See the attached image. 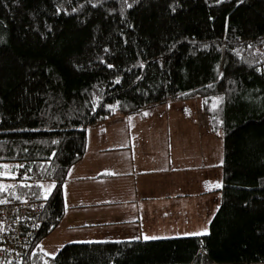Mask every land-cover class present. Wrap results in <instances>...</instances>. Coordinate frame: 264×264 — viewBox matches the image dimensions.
<instances>
[{
  "label": "trees",
  "instance_id": "trees-1",
  "mask_svg": "<svg viewBox=\"0 0 264 264\" xmlns=\"http://www.w3.org/2000/svg\"><path fill=\"white\" fill-rule=\"evenodd\" d=\"M190 99L223 136L207 234L68 242L46 255L88 127ZM1 163L15 176L0 177L12 186L0 199L44 202L21 264L264 261V0H0Z\"/></svg>",
  "mask_w": 264,
  "mask_h": 264
},
{
  "label": "crops",
  "instance_id": "crops-1",
  "mask_svg": "<svg viewBox=\"0 0 264 264\" xmlns=\"http://www.w3.org/2000/svg\"><path fill=\"white\" fill-rule=\"evenodd\" d=\"M189 101L157 106L159 111L162 107L166 112L171 109L174 125L170 134L160 133L157 123L154 132L147 135L145 128L140 135L141 123H146L141 117L146 116L134 113L117 114L88 127L85 154L71 167L63 184L62 220L68 232L84 231V234L78 231L76 238L81 237L77 239L80 241L70 242L144 239L163 232L170 234L190 227L189 220L201 215L204 209L211 212L218 207L220 187L215 185L222 184L223 136L209 131L200 102ZM178 123L184 128L177 127ZM206 148L208 152L197 167L184 157L189 154L193 161V152L199 149L202 154ZM194 168L196 174L192 175ZM179 169L184 174H179ZM188 182L201 189L193 196L213 193L214 201H208L209 205L204 202L203 209L201 202L198 205L189 202L192 195L182 187L184 184L187 187ZM174 207L182 211L176 213Z\"/></svg>",
  "mask_w": 264,
  "mask_h": 264
},
{
  "label": "rangeland",
  "instance_id": "rangeland-1",
  "mask_svg": "<svg viewBox=\"0 0 264 264\" xmlns=\"http://www.w3.org/2000/svg\"><path fill=\"white\" fill-rule=\"evenodd\" d=\"M191 101L189 102H192L193 100H197V99H190ZM199 102V100H197ZM197 101H194L197 103ZM171 102V101H169ZM185 102V101H184ZM176 104H183L182 102L178 101V102H175ZM160 106V105H158ZM171 106L169 105V108ZM195 107V105H194ZM158 108L157 106H154L150 109H146L145 112L148 113V115L146 117H141V115H139L141 117V120L142 119H146V123L141 125L140 126V135L144 134V131H145V128H146V133L147 135L151 134L152 132H154V128L157 126V123H160V133L162 134H166V132L168 134H170L172 132V127L174 125V118H172V115H171V109H169V111H165L164 107H162V111H159V109H156ZM185 110L182 112L184 114ZM172 119V120H171ZM171 120V121H170ZM194 124H195V127L198 126V124L196 123L195 121V118H194ZM177 127L179 128H184L180 127V124L178 123ZM178 133H180L177 129H175ZM174 131V129H173ZM208 149L209 148H206L204 150V152L201 154V151L198 149V150H195L193 152V155H192V158H193V161H191V155L188 154V157L184 156L187 160H189V163L193 162V166H199L201 164V162H203L204 160V155L206 153V151L208 152ZM220 158H222L223 160V148H222V145H221V155H220ZM178 164H186V162H177ZM9 165L10 168H9V172L10 174L9 175H6V176H0L2 178H9V177H14L15 176V165L13 163H1L0 165ZM187 167L189 165H186ZM0 171H3V169H0ZM179 174H184V171L182 169H179L177 171ZM196 174V170L194 168L193 172H192V175L193 174ZM3 184H7V181L6 180H2ZM194 183V181H193ZM193 183L191 182H188V185L186 187V185H182V187H184V190L186 191L187 194H195V193H199V191L201 190L200 188H197L196 185H193ZM54 182L53 181H45L43 183V191L45 192V194L49 193L50 191H47L49 186H53ZM52 189V187H51ZM218 196V195H216ZM192 198L188 199L189 202L196 204L197 205L199 204V202H201V206L200 208H205L206 205L204 204V202L209 205L210 202H213L214 201V198H215V195H213V193L209 196H206V195H202V196H198V195H192L191 196ZM210 201V202H208ZM219 202H220V199H219ZM218 208V207H217ZM217 208H213V210L211 212H209L206 209H204L203 213L198 216H194L195 218H192L191 220H189V226L188 228H182L180 230L177 229V231H173L171 232L170 234H166V232H163L162 234H160V236H155L157 238H166V237H180V236H189V235H193V233H198V232H204L205 230L208 232V225H209V222H210V219L212 217V215L215 213L216 209ZM189 209V208H188ZM174 210L176 211V213H179V210L182 211V208H177L175 209L174 207ZM78 229H76V231H72L71 232H68V229L66 227V223L64 220H62L59 225L57 226V228L49 235L47 236L44 240H42V242L40 243L41 245V250L48 256H52L54 255L58 250L59 248L63 245V243H67V242H70V241H80L82 238H76V236L78 235ZM84 231H79V234H84L83 233ZM83 237V236H82ZM77 239H80V240H77Z\"/></svg>",
  "mask_w": 264,
  "mask_h": 264
},
{
  "label": "built area",
  "instance_id": "built-area-1",
  "mask_svg": "<svg viewBox=\"0 0 264 264\" xmlns=\"http://www.w3.org/2000/svg\"><path fill=\"white\" fill-rule=\"evenodd\" d=\"M43 207L41 200L0 204V264H21L40 227Z\"/></svg>",
  "mask_w": 264,
  "mask_h": 264
},
{
  "label": "snow or ice",
  "instance_id": "snow-or-ice-1",
  "mask_svg": "<svg viewBox=\"0 0 264 264\" xmlns=\"http://www.w3.org/2000/svg\"><path fill=\"white\" fill-rule=\"evenodd\" d=\"M109 67H111V65H109ZM222 98H218L217 99V102L213 104V108L216 109L218 107V104L220 102ZM205 103H207V101H205ZM145 116L148 115V113H144ZM19 167H22V166H19ZM9 168L10 166L9 165H0V169H3V171H0V176H6V175H9L10 172H9ZM107 174V173H106ZM27 186V185H25ZM9 187H12L11 185H5V184H2L0 183V192H6L8 190ZM51 187L52 186H49L48 190L47 191H50L51 190ZM216 188H219V187H222L221 184L217 183L215 185ZM45 198H47V193L45 195ZM6 201L4 199H0V204H3L5 203ZM203 234H207V231L205 230L204 232H198V233H193V235H203ZM144 239H157V237H147L145 236Z\"/></svg>",
  "mask_w": 264,
  "mask_h": 264
}]
</instances>
